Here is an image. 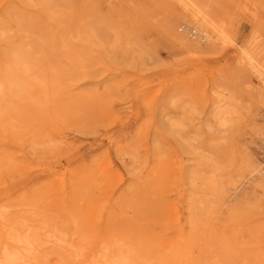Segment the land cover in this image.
Listing matches in <instances>:
<instances>
[{
	"label": "rangeland",
	"instance_id": "rangeland-1",
	"mask_svg": "<svg viewBox=\"0 0 264 264\" xmlns=\"http://www.w3.org/2000/svg\"><path fill=\"white\" fill-rule=\"evenodd\" d=\"M33 1L26 5L48 14L54 29L35 27L10 5L5 17L11 23L2 27L9 36L1 49L8 40L30 51L23 61L27 74L47 97L58 95L56 104L67 118L45 139L58 134L65 142L22 135L3 145L26 158L28 167L5 179L0 173V194L7 192L15 204L23 199L38 204L53 180L63 178L69 187L80 178L84 202H100L101 227L128 237L140 229L158 230L161 212L150 200L155 188L150 172L157 166L167 184L159 192L177 204L182 220L193 223L196 252L206 246L218 255V264H241L233 249L228 255L218 249L228 245L219 231L223 225L234 250L254 264L264 254V181L251 183L248 173L264 166V83L237 55L254 36L264 61V0H201L225 40L200 49L176 38L192 26L174 0ZM71 95L78 96L77 109L69 114L64 102ZM217 100L229 102L226 129L217 124ZM178 162L189 168L181 180L168 171ZM104 165L113 181H101L98 168ZM234 187L250 189L228 202ZM32 208L16 206L29 230Z\"/></svg>",
	"mask_w": 264,
	"mask_h": 264
},
{
	"label": "bare ground",
	"instance_id": "bare-ground-1",
	"mask_svg": "<svg viewBox=\"0 0 264 264\" xmlns=\"http://www.w3.org/2000/svg\"><path fill=\"white\" fill-rule=\"evenodd\" d=\"M26 1L34 4L33 0H0V173L4 176L3 179L6 174L14 175L28 167L26 158H18L15 153L3 149V145L17 143L22 135L27 136H24L26 140L39 135L44 141L56 125L64 122L63 118L67 119L63 115V107L56 104L61 101L58 95L47 97L44 87L27 74L23 61L30 51L22 47H12L14 43L8 40L5 41L8 42L4 45L5 48L1 49L2 39L9 36L4 32V28L11 23L5 17L8 15L7 11L10 12V5H16L20 17L30 19V24L35 27L54 29V20H47L48 14L42 16L40 8H29ZM174 1L187 13L186 21L192 26L188 29L189 33L176 35L181 45L200 49L211 45L212 42L225 40L221 28L215 22L216 16L207 9L204 2ZM17 2L18 5L15 4ZM20 4L25 9H22ZM20 34L25 37L26 43H29L27 33L20 31ZM238 54L237 61L253 68L264 83V61L258 50L257 37L251 36L240 47ZM77 97L71 95L70 99L73 101L68 99L64 102L70 110L69 114L77 109ZM94 99L98 111L104 112V106L98 104L100 100ZM228 105L229 102L221 100L213 104L214 111L218 114L217 124L223 129H226L229 122L224 116ZM58 136L56 134L46 141L53 144L57 142L62 146L65 139ZM173 165L168 171L176 175V180H181L189 168L181 162ZM110 169L108 165L98 168L101 181H113ZM150 173L155 180L150 200L155 202L161 212L158 230L140 229L133 231L128 237L116 235L101 227L103 218L98 212L100 202L87 201L88 205L84 202L85 195L81 196L83 191L80 178L72 181L69 187L63 182V178L53 180L47 188L44 203L39 201L38 204H31L23 199L15 204L9 202L7 192L0 194V264H218V255L206 246H203L201 252H196L198 245L194 239L193 223L191 224L188 217L182 220L183 213L178 210L177 204L168 201L163 190L159 192L160 186H167L164 178L166 172H163V168L155 166ZM248 175L251 183L264 181V166L257 165ZM145 186L147 187V184ZM249 189L250 187H234L226 199L230 202L245 196ZM185 202L189 208V203L186 200ZM16 206H31L35 209L36 214L34 213L35 216L30 220L34 223L31 230L23 225L21 218L16 215ZM220 228L222 239L228 243L225 248L218 247L222 254L228 255V250L233 249L232 256L239 257L241 264L252 263L241 249L234 250L229 237L223 236L225 227L221 225ZM255 259L254 264H264V254H257Z\"/></svg>",
	"mask_w": 264,
	"mask_h": 264
}]
</instances>
